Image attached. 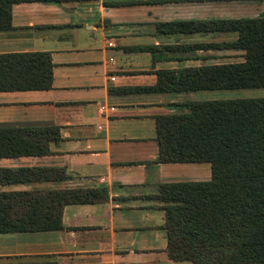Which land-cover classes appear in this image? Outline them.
Segmentation results:
<instances>
[{
	"label": "crops",
	"instance_id": "obj_1",
	"mask_svg": "<svg viewBox=\"0 0 264 264\" xmlns=\"http://www.w3.org/2000/svg\"><path fill=\"white\" fill-rule=\"evenodd\" d=\"M264 18V0H51L17 3L0 54L49 53L52 86L0 91V127H56L49 153L0 158V168L64 177L4 191L105 189L67 204L62 229L0 233V264H191L167 252L160 184L211 179L209 163H159L156 115L184 112L193 92H137L160 71L240 63L236 20ZM112 43V46H109ZM112 59V61H110Z\"/></svg>",
	"mask_w": 264,
	"mask_h": 264
},
{
	"label": "trees",
	"instance_id": "obj_2",
	"mask_svg": "<svg viewBox=\"0 0 264 264\" xmlns=\"http://www.w3.org/2000/svg\"><path fill=\"white\" fill-rule=\"evenodd\" d=\"M51 0H0V30L12 6ZM236 31L240 63L160 71L137 92L264 89V18L224 23ZM49 53L0 54V91L52 86ZM184 112L156 115L159 163H209L211 179L160 184L167 252L191 264H264V96L191 101ZM56 127H0V158L45 155ZM64 177L48 168H0V187ZM105 189L0 190V233L62 229L67 204L104 201Z\"/></svg>",
	"mask_w": 264,
	"mask_h": 264
},
{
	"label": "rangeland",
	"instance_id": "obj_3",
	"mask_svg": "<svg viewBox=\"0 0 264 264\" xmlns=\"http://www.w3.org/2000/svg\"><path fill=\"white\" fill-rule=\"evenodd\" d=\"M201 100H224L236 98H258L264 96V89H233V90H211L200 91Z\"/></svg>",
	"mask_w": 264,
	"mask_h": 264
},
{
	"label": "built area",
	"instance_id": "obj_4",
	"mask_svg": "<svg viewBox=\"0 0 264 264\" xmlns=\"http://www.w3.org/2000/svg\"><path fill=\"white\" fill-rule=\"evenodd\" d=\"M113 44L112 43H109V46H112ZM110 61H112V59H110Z\"/></svg>",
	"mask_w": 264,
	"mask_h": 264
}]
</instances>
